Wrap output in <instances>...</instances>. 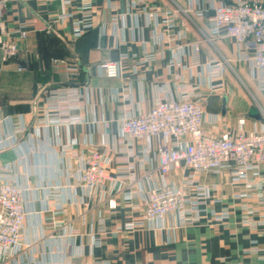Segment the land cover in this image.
Returning a JSON list of instances; mask_svg holds the SVG:
<instances>
[{
    "label": "crops",
    "instance_id": "obj_1",
    "mask_svg": "<svg viewBox=\"0 0 264 264\" xmlns=\"http://www.w3.org/2000/svg\"><path fill=\"white\" fill-rule=\"evenodd\" d=\"M231 2L94 0V26L75 38L71 19H60L67 12L77 17L74 6L62 0H0V20L19 48L14 58L4 60L0 47V182L26 187L27 210L21 245L0 252V264H264V212L260 206L257 210V200L243 196L246 181L228 168L203 175L200 183L208 186L210 198L199 207L198 222L180 225L174 217L148 222L138 187L161 183L156 156L164 141L120 142L122 112L146 113L157 96L178 97L182 85L198 87L209 135L264 125V117L224 64H235L232 68L264 106L258 76L241 58L252 56V50L229 36L206 38L213 6ZM20 24L27 25L26 38L13 32ZM193 43L200 46L198 61ZM145 53L154 59L145 62ZM116 62V75L101 68ZM217 64L224 72L213 77ZM66 87L79 95L80 106L69 114L80 120L38 128L47 121L51 90ZM243 117L242 126L238 120ZM69 143L79 155L107 153L112 176L132 164L137 183L131 188L137 196L127 200L117 194L112 210L98 193L90 195L66 165L64 147ZM126 144H132L131 157ZM188 173L181 167L167 180L180 183ZM250 179L258 184L253 194L264 197V175ZM114 187L109 186L107 197ZM222 211L229 216L220 220L216 215ZM129 223L134 228L128 229Z\"/></svg>",
    "mask_w": 264,
    "mask_h": 264
},
{
    "label": "built area",
    "instance_id": "obj_2",
    "mask_svg": "<svg viewBox=\"0 0 264 264\" xmlns=\"http://www.w3.org/2000/svg\"><path fill=\"white\" fill-rule=\"evenodd\" d=\"M62 2L67 7L74 6L78 11L77 17L73 12L60 15L61 20L71 19L75 38L81 37L94 26V0ZM0 5L3 6V3ZM213 9L214 14L209 19L211 34L206 38L211 40L222 35L229 36L239 45L251 49L252 56L242 54L241 58L249 62L264 89V0H234L214 5ZM198 14L202 15V11ZM13 32L20 38H26L29 33L25 24H20ZM8 35L6 26L0 20V47L4 60L14 58L19 50L16 41ZM193 49V57L198 61L199 44L193 43ZM153 59L152 53H145L143 57L145 62ZM214 67L211 72L213 77L223 74L221 65ZM101 68L106 69L109 75L118 73L117 62L103 63ZM197 89L191 85H182L178 97L157 96L148 112L138 115L122 112L120 117V142L151 137H161L164 141L159 143L156 156L157 169L162 176L161 183H155L147 189L138 187V193L144 198L143 217L148 222L164 221L169 217L176 218L180 225L198 222L200 217L197 211L210 198V189L201 184L199 178L222 168H228L236 179L246 181V193L243 196L257 200V210L260 206L264 212V197L253 194L258 184L249 181L251 176L259 178L264 175V125L250 130L239 129L235 133L207 134L204 130L205 110L197 96ZM48 101L47 121L40 122L38 128L49 124H72L80 120L69 114L72 109L80 106L79 95L71 88L52 89ZM238 122L243 126L246 119L240 118ZM72 145L69 143L64 147L67 152L66 165L73 171L76 183L90 195L98 193L99 199L106 201L112 210L117 208V194H122L127 200L137 196L131 188L137 183L132 175V164L112 176L108 173L112 159L107 153L91 150L79 155ZM131 145L126 144L125 148L129 157L134 154ZM76 159L78 165L75 166ZM181 167L186 168L188 175L180 183L168 181L167 176ZM146 178L149 179V175ZM125 182L126 187L122 186ZM111 184H115L114 193L107 197ZM25 191L26 187L22 184L8 180L0 182V252L9 253L22 243L27 216ZM228 216V211L216 215L220 220ZM127 228H134V224H127Z\"/></svg>",
    "mask_w": 264,
    "mask_h": 264
},
{
    "label": "rangeland",
    "instance_id": "obj_3",
    "mask_svg": "<svg viewBox=\"0 0 264 264\" xmlns=\"http://www.w3.org/2000/svg\"><path fill=\"white\" fill-rule=\"evenodd\" d=\"M210 35H206L207 38H209ZM213 39V38H212ZM210 40V39H209ZM226 62V61H224ZM227 66H229V70L232 72L233 76H234V80L246 91V93H248L250 99L253 102V109H255V111H258L262 114V116L264 117V106L263 103L261 102V100L258 98L257 93L255 91H253V88L249 89V87L247 86V83L245 82V79H242L239 76V73L235 72L234 67L232 68V66H235V64L231 65L229 62L224 63ZM225 65V66H226ZM226 66V67H227ZM239 70L241 71V69L239 68ZM243 74V73H242ZM261 222V221H260ZM260 222H257V224H261ZM245 226H250L252 223L251 222H245L243 223Z\"/></svg>",
    "mask_w": 264,
    "mask_h": 264
},
{
    "label": "water",
    "instance_id": "obj_4",
    "mask_svg": "<svg viewBox=\"0 0 264 264\" xmlns=\"http://www.w3.org/2000/svg\"><path fill=\"white\" fill-rule=\"evenodd\" d=\"M256 117H258V116H256Z\"/></svg>",
    "mask_w": 264,
    "mask_h": 264
}]
</instances>
